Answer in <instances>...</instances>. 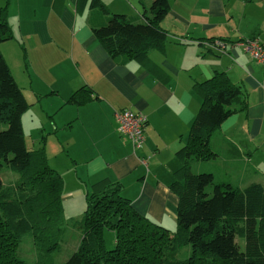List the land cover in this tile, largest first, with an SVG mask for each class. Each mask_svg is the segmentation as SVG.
Segmentation results:
<instances>
[{
    "label": "crops",
    "instance_id": "1",
    "mask_svg": "<svg viewBox=\"0 0 264 264\" xmlns=\"http://www.w3.org/2000/svg\"><path fill=\"white\" fill-rule=\"evenodd\" d=\"M77 1L9 0L13 38L0 44L26 101L40 105L51 123H43V131L57 138L67 156L57 170L63 204H81L91 185L107 179L122 184L123 196L140 214L163 225L176 221L177 197L169 188L180 177L176 151L201 104L195 84L215 72L240 87L247 108L214 130L211 144L218 156L196 163V171L239 187L264 184V69L236 44L255 38L264 45V0H169L161 21L167 39L148 52L151 68L130 56H110L93 33L109 16L89 7V0L79 9ZM102 2L135 23L150 16L151 0ZM215 40L224 49L214 47ZM82 86L92 90V99L68 103ZM126 108L147 119L140 147L117 129L114 112Z\"/></svg>",
    "mask_w": 264,
    "mask_h": 264
},
{
    "label": "trees",
    "instance_id": "2",
    "mask_svg": "<svg viewBox=\"0 0 264 264\" xmlns=\"http://www.w3.org/2000/svg\"><path fill=\"white\" fill-rule=\"evenodd\" d=\"M87 2L78 0V8ZM8 5L6 0L0 6V44L13 38ZM89 7L109 16L93 33L110 56L126 55L154 66L148 52L161 49L167 39L161 21L169 12V0H151L150 16L137 23L110 12L102 0H89ZM195 86L201 104L186 143L176 151L182 161L175 171L180 177L169 184L177 197L175 230L140 214L123 196L121 183L102 179L86 193L82 217L70 223L81 238L64 264H264V184L239 187L216 180L210 171H196V163L218 156L211 144L214 130L234 112L246 109L247 100L224 72ZM91 94L82 86L67 102L82 105ZM28 106L0 52V124L5 125L0 129V172L5 165L18 173L8 185L0 176V264H28L18 246L30 239L35 243L33 264H44L59 248L63 232L60 227L52 230L62 212L63 177L50 166L43 145L26 146L22 114ZM105 229L114 233L111 249L104 244ZM186 246L189 251L179 257Z\"/></svg>",
    "mask_w": 264,
    "mask_h": 264
},
{
    "label": "rangeland",
    "instance_id": "3",
    "mask_svg": "<svg viewBox=\"0 0 264 264\" xmlns=\"http://www.w3.org/2000/svg\"><path fill=\"white\" fill-rule=\"evenodd\" d=\"M5 1L6 0H0V6L4 5ZM26 94L28 99L30 97V92L26 91ZM28 104H29L28 108L22 114V127L24 131L26 146L29 149H35L38 148L40 145H43L50 166H54L53 168H55L56 170H58L60 166L63 168V166L66 164L67 161L66 159L67 156L65 154V151L58 150L60 146L57 142V138L54 135L48 134L47 136L46 131L45 130L43 131V123L49 124L50 121L46 118L45 113L44 111L41 110L42 107L40 105L33 104L32 100H29ZM129 110L134 113H138L133 109L129 108ZM42 120L44 121L42 122ZM3 128H5V125L0 124V129ZM217 165L218 163L215 164L214 168H217L216 167ZM220 169L221 170L224 169L223 164L221 166L219 165V169H218L219 172ZM221 172H223V170ZM216 174H218V172ZM0 176L3 180V183L8 185L12 182H15V180H17L18 173L9 169L7 166L4 165L1 169ZM67 189H69V187H67L66 190ZM84 209H85V201H82L81 204L73 201H65V204H63L62 202V212L52 225L53 231H56V229L59 227L63 228V232L60 235L59 248L49 253L46 259H44V264H49V263L64 264L66 259L76 249L81 238V232L78 228L71 227L70 223L80 219L83 215ZM164 226L169 227L170 230L174 231L176 228L175 219H173V222L169 220V222H167L166 225ZM103 237L106 248L108 249L113 248L114 246L113 231L105 229L103 232ZM34 247H35V243L31 239L29 240V242L23 241L18 246L19 256L25 258L28 264H33V261L36 260ZM189 249H190L189 246H186L184 250H182V252L179 254V257H182L183 254H186V252H188Z\"/></svg>",
    "mask_w": 264,
    "mask_h": 264
},
{
    "label": "built area",
    "instance_id": "4",
    "mask_svg": "<svg viewBox=\"0 0 264 264\" xmlns=\"http://www.w3.org/2000/svg\"><path fill=\"white\" fill-rule=\"evenodd\" d=\"M214 47L219 50L224 49L225 43L221 40L213 41ZM245 49L250 56L260 63L264 69V45L258 39L244 38L236 42ZM118 131L125 137L129 138L134 146L139 147L144 138V128L146 117L141 113H134L129 109L117 110L114 112Z\"/></svg>",
    "mask_w": 264,
    "mask_h": 264
}]
</instances>
